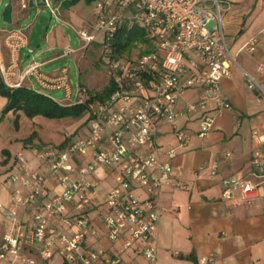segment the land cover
I'll return each mask as SVG.
<instances>
[{"label":"built area","instance_id":"obj_1","mask_svg":"<svg viewBox=\"0 0 264 264\" xmlns=\"http://www.w3.org/2000/svg\"><path fill=\"white\" fill-rule=\"evenodd\" d=\"M98 10L92 30H75L81 45L67 47L63 56L87 48L102 34L103 60L114 91L103 101H90L86 87L74 89L70 71L63 64L55 74L36 60L21 29L4 32L7 57L0 50V76L9 89L26 87L41 93L61 106L87 105L85 134L63 146L32 147L35 159L48 171L34 168L23 154H17L7 182L12 203L7 213L10 225L0 238V262L4 264H44L55 253L66 264H143L123 260L129 250H139L144 264H156L154 244L160 219L156 199L163 186L183 185L174 179L169 161H161L155 142L156 127L173 122L176 104L191 85L203 87L197 103L189 110L203 112L198 135L205 137L228 103L222 96L221 80L231 74L235 59L230 55L222 19L231 10L226 0H95ZM26 8L25 0H21ZM45 6L53 16L57 8L51 0ZM144 30L146 44L138 46L136 56L127 51L114 55L112 41L123 27ZM255 41L249 44L253 50ZM187 78L185 79V76ZM247 87L264 98L255 79L246 75ZM30 83V86L26 84ZM62 91L61 96L54 93ZM213 110H208L209 101ZM178 147L187 142L183 130L176 131ZM256 148L252 152L253 174L259 182L232 175L221 182V199L249 205L261 195L264 183V134L251 133ZM176 149L168 150L169 159ZM115 169V185L105 198L103 230L111 242L121 241L112 256L95 244H87L98 230L92 226L88 210L98 195V183L91 178L99 168ZM53 178L59 191L47 188ZM141 187L145 198L132 191ZM30 209L26 220L18 212ZM212 261L201 256L199 264Z\"/></svg>","mask_w":264,"mask_h":264},{"label":"crops","instance_id":"obj_2","mask_svg":"<svg viewBox=\"0 0 264 264\" xmlns=\"http://www.w3.org/2000/svg\"><path fill=\"white\" fill-rule=\"evenodd\" d=\"M51 1L57 8V16H54L57 23L46 26L40 46L31 42V36L41 26L37 18L39 7L22 8L21 0H12V23L9 27L0 25V50L5 59L7 52L3 39L6 30L21 29L29 46L35 50L34 58L45 65L59 57H66L67 61L71 55L63 56L68 35L62 26L74 28L73 24H77L81 26L78 30H92L93 22H82L75 6L68 5L69 0ZM226 1L231 2L232 7L223 16L222 28L229 53L235 59L230 76L221 80L227 110L216 118L208 135L200 137L198 129L203 112L199 109L190 111L188 107L199 101L203 87L191 85L177 101V115L173 122H164L156 127L159 159L170 162L175 181L183 185L180 189L163 186L156 199L160 213L154 239L156 264H199L201 256L212 258L208 264H264V183L261 195L249 205H237L221 199V182L228 176L238 175L253 183L261 180L253 174L255 169L251 165L252 152L256 148L251 133L256 130L264 134V98L256 90L248 89L246 75L252 76L264 91V0ZM25 2L27 4V0ZM6 4L7 0H0V18ZM252 40L255 45L250 50ZM60 68L48 73L55 74ZM81 69L78 74L81 85L86 74L87 84L97 78V73ZM6 102L0 94V238L10 225L7 213L12 193L7 178L17 154H23L32 167L41 168L48 175L32 152V147L38 144L25 141L28 136L20 135V125L15 129L12 112L2 114ZM214 107V101H209L208 110ZM86 129V125L81 127L82 136ZM178 130L187 135V142L181 147H178L175 134ZM172 148L176 153L169 159L167 152ZM262 148L264 150V145ZM116 174L115 169L103 167L91 176L98 183V195L88 214L98 233L89 236L86 243L103 247L108 256H112L121 245V241H109L102 226L106 194L115 185ZM47 188L59 191L53 178H49ZM132 192L139 198L146 197V191L141 187ZM31 212L30 209L20 210L18 216L24 221ZM123 260L145 263L137 249L127 251ZM63 263L61 256L55 253L44 264Z\"/></svg>","mask_w":264,"mask_h":264},{"label":"rangeland","instance_id":"obj_3","mask_svg":"<svg viewBox=\"0 0 264 264\" xmlns=\"http://www.w3.org/2000/svg\"><path fill=\"white\" fill-rule=\"evenodd\" d=\"M73 5L75 6L77 15L82 17V22H93L92 24L95 23V18L98 12L95 0H78ZM37 16L39 21L38 23L41 24V26L40 28L38 27V31H35L31 36V42L36 45L40 44V46H42L43 35L46 26L51 27L57 22L54 16L51 15L50 9L46 6L39 7V14ZM0 25L9 27V25L1 22V18ZM73 25L74 28L62 26L68 35V41L66 42L67 46L63 47V49L67 47L77 48L80 45V40L77 37L75 30H78V28L81 29V26L78 27L77 24ZM102 41V34H97L96 40L92 42L87 48L77 52L76 54H71L67 59L65 64L69 68L71 83L74 89L78 87V74L80 67L82 68L81 70L86 68L90 72L97 73V78L92 79L93 82L90 84L85 82V76L88 75L86 74L84 76V82L82 83L83 87L88 89L87 86H89L91 87L90 89H92V91H99L108 82L107 67L102 57ZM63 44L64 43H62V46H64ZM138 46V44H134L128 48V56H136L137 52L139 51ZM79 61L81 63H78ZM60 66H62L60 63L48 67L44 65L43 69L47 72H51ZM26 84L30 86L29 82H26ZM86 120V114L78 118L50 119L43 116L28 118L22 112H19L18 127L20 125V135L22 136L27 135L29 137L34 132L35 134L32 138V141H35L41 147H56L65 140V135L70 137V140H74L78 135H82L81 127L86 125Z\"/></svg>","mask_w":264,"mask_h":264},{"label":"trees","instance_id":"obj_4","mask_svg":"<svg viewBox=\"0 0 264 264\" xmlns=\"http://www.w3.org/2000/svg\"><path fill=\"white\" fill-rule=\"evenodd\" d=\"M78 0H69L68 5H73ZM144 30L134 25L130 29L123 26L115 35L112 45L114 47V55H120L127 51L134 44H146ZM81 84V83H80ZM115 87L111 80L105 84V86L99 91H89L90 101H103L109 97L114 91ZM0 94L7 100L2 114L5 115L8 112L14 114L13 125L15 129H18L19 112H22L28 118H34L36 116H43L50 119H62V118H78L84 116L87 112L86 104H78L71 106H61L54 102L47 96L38 93L34 90L26 87L17 89L7 88L0 76ZM34 132L25 139L26 142H31L34 136ZM70 139L68 137L58 146L65 145ZM40 146V145H38ZM66 264V263H63Z\"/></svg>","mask_w":264,"mask_h":264},{"label":"water","instance_id":"obj_5","mask_svg":"<svg viewBox=\"0 0 264 264\" xmlns=\"http://www.w3.org/2000/svg\"><path fill=\"white\" fill-rule=\"evenodd\" d=\"M45 6V0H27V8L31 9L34 7H43ZM12 12H13V3L12 0H7V4L4 6L2 12H1V20L2 22L10 25L12 23ZM65 64L66 63V57H59L56 59H53L50 61L46 67L54 65V64ZM57 96L62 95V91H57L54 93Z\"/></svg>","mask_w":264,"mask_h":264}]
</instances>
